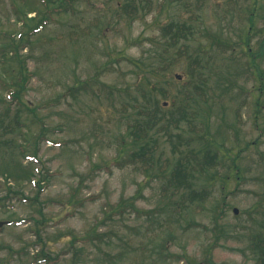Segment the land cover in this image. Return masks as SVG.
<instances>
[{"label":"rangeland","instance_id":"obj_1","mask_svg":"<svg viewBox=\"0 0 264 264\" xmlns=\"http://www.w3.org/2000/svg\"><path fill=\"white\" fill-rule=\"evenodd\" d=\"M44 1L0 0V45L25 38L20 61L0 52V264H254L264 86L247 45L264 37V0H135L133 17L130 0ZM24 13L46 21L27 33ZM157 103L147 145L163 173L128 162L129 125ZM202 141L218 156L195 172L210 195L172 206L165 168Z\"/></svg>","mask_w":264,"mask_h":264},{"label":"trees","instance_id":"obj_2","mask_svg":"<svg viewBox=\"0 0 264 264\" xmlns=\"http://www.w3.org/2000/svg\"><path fill=\"white\" fill-rule=\"evenodd\" d=\"M66 0H45L44 2L47 3H53L54 5L49 7L47 5V9H56L58 11L62 10V7L64 5V2ZM69 1V0H68ZM121 9L123 13L128 15L129 17H133L132 15L137 11V3H135V0L125 1L121 5ZM24 20L26 25V32L31 33L33 30L41 26L46 20L45 16L43 14L42 17L39 18L35 23L30 24L28 21H34L35 18L37 19V16L28 17L26 16V13H24ZM131 19V18H129ZM166 30L172 31V37H175L179 33V28L175 29V26L172 27H166ZM261 31V30H260ZM25 32V34H26ZM23 35L24 32H21L18 40L15 38V35H10L11 39L6 42L2 43L0 45V52L3 56V60L7 57L10 59H16L20 61L19 59V44L23 41ZM248 43V42H247ZM247 52L249 55H252L250 58V63L252 64V68L255 67L254 73L257 74V78L259 81L258 89L262 90L264 86V70L262 69V63L264 61V37L261 38L258 41V48L255 50L253 47L247 45ZM260 60H257V59ZM8 59V61L10 60ZM22 63V61H21ZM23 65L20 64L19 67V73L15 78L12 79V84L17 85V88H15L12 92L14 98H18L22 92V90L25 87V84L28 79L29 73H25L23 71ZM252 74V72H251ZM263 91V90H262ZM261 91V92H262ZM156 105V104H155ZM160 107V105L157 103L156 109L154 110H148L145 111V113H149L148 117L145 119L143 118L140 121H135L133 124L129 125L128 128V134L131 137V144L132 145H138L139 149L133 151L130 154V158H128V162L134 163V162H142L143 168L146 171H149L151 169L158 168L160 169L161 173H163V167L161 164H158L156 162V159L154 158V152H152L151 147H149L148 140L154 139L155 134L150 135L151 130L154 128L155 124L161 121V118L158 117L156 110ZM18 116V115H17ZM183 116V115H182ZM157 120V121H156ZM172 121H177V119L173 118ZM167 125V124H166ZM218 159L217 153L212 152L211 147L208 146L205 142L202 141V147L198 150H190L186 156L180 157L177 159V161L172 165L170 169L165 168L166 178H165V185H163V192L166 194L168 192V200L170 203H172V206L175 205V207H180L182 204H184V199L187 198L191 203H194L197 201L199 206L204 205L205 199L210 195V191L206 187H199V181L196 177L195 172L199 171L202 174L208 175L210 173V169L214 168L216 166V161ZM207 176V177H208ZM172 190L171 192L169 190ZM12 191V188L9 187L8 192L10 193ZM139 195V194H138ZM178 197L175 199V197ZM131 200L135 199V196H132L130 198ZM219 209L221 211L224 210L223 202L219 206ZM225 224H216L214 230L218 229L219 233L225 234L228 232L225 228ZM233 232L235 229H232ZM252 242L249 244V248L253 251L256 261L254 264H264V233L263 232H256L252 234ZM76 241H82L86 242V239L81 236H75ZM45 255L43 258H40V261H49V259L46 258ZM51 260V259H50ZM207 264H217L213 261L207 259Z\"/></svg>","mask_w":264,"mask_h":264},{"label":"water","instance_id":"obj_3","mask_svg":"<svg viewBox=\"0 0 264 264\" xmlns=\"http://www.w3.org/2000/svg\"><path fill=\"white\" fill-rule=\"evenodd\" d=\"M234 212H238V209L237 208H234ZM2 222H0V224H1Z\"/></svg>","mask_w":264,"mask_h":264}]
</instances>
